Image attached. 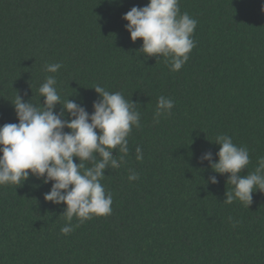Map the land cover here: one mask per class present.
Instances as JSON below:
<instances>
[{"label": "trees", "instance_id": "16d2710c", "mask_svg": "<svg viewBox=\"0 0 264 264\" xmlns=\"http://www.w3.org/2000/svg\"><path fill=\"white\" fill-rule=\"evenodd\" d=\"M148 3L0 0V126L19 122L18 94L42 107L38 88L48 76L61 102L90 114L96 85L139 103L141 113L125 162L101 180L113 198L109 216L83 224L74 217L63 235L66 204L44 199L52 182L30 176L0 186V264H264V192H254L249 207L223 203L230 174L200 159L210 151L218 162L219 135L249 150L241 175L264 157V0H179L198 23L196 47L176 72L141 53L142 39L133 42L125 28L123 15ZM53 63L62 67L47 72ZM160 96L174 107L155 123ZM131 171L138 180L129 181Z\"/></svg>", "mask_w": 264, "mask_h": 264}, {"label": "clouds", "instance_id": "9594fccd", "mask_svg": "<svg viewBox=\"0 0 264 264\" xmlns=\"http://www.w3.org/2000/svg\"><path fill=\"white\" fill-rule=\"evenodd\" d=\"M122 18L128 22L125 28L131 40L142 39L139 51L147 57H162L173 72L187 63L196 47L193 34L198 21L187 12L181 13L179 0H149L144 7H132ZM61 67L60 63L45 66L50 73ZM56 84V78L48 76L39 86L40 97H45L42 107L24 102L19 94L12 102L19 122L0 126V186L23 184L30 176L42 179L44 184L52 182L44 199L66 204L62 215L67 223L60 231L67 235L74 230V217L83 224L112 213V194L106 193L101 180L106 169H117L125 162L128 137L133 127H141V113L137 110L139 103L96 85L99 98L93 102L94 111L90 114L69 98L61 102ZM57 104L62 105L59 113L55 112ZM173 107L171 98L160 96L154 122L171 115ZM215 143L220 145L218 162H213L210 151L202 154L201 162L208 161L215 173L230 174L227 185L234 187L227 190L223 203L239 200L249 207L253 193L264 192V157L259 158L255 171L241 175L250 163L249 150L235 145L227 135L217 136ZM113 150L118 155H113ZM136 153V159L143 160L141 148L137 147ZM128 179L138 180L139 175L131 171ZM209 182L219 181L213 175Z\"/></svg>", "mask_w": 264, "mask_h": 264}]
</instances>
